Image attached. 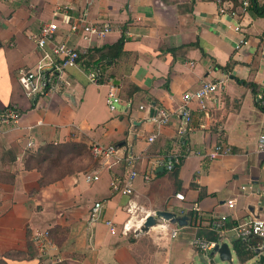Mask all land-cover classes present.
<instances>
[{"label": "crops", "instance_id": "1", "mask_svg": "<svg viewBox=\"0 0 264 264\" xmlns=\"http://www.w3.org/2000/svg\"><path fill=\"white\" fill-rule=\"evenodd\" d=\"M57 8L67 12L71 23L83 17L95 25L108 20L114 30L89 45L54 15ZM234 8L240 13L236 4ZM56 18L57 39H67L82 50L81 56L121 38L122 52L102 69L100 84L87 81L89 68L79 60L65 72L64 91L32 101L20 86V71L39 58L31 35ZM263 32L264 14L249 7L231 16L219 13L212 1L0 0V109L14 106L21 113L15 125L0 128V154L15 157L10 166L14 182L0 183V257L10 251L26 254L31 243L34 258L8 263L48 264L31 239L47 229L61 264H191L192 255L207 261L210 252L201 254L192 246L193 238L205 240L199 234L207 232H218L232 259L233 228L250 214L264 212V106L256 102L264 97ZM228 64L229 71L217 68ZM215 80H224L223 87L205 101L203 110L194 100L188 103L191 121L180 135L182 96ZM110 90L120 99L112 111L106 104ZM158 108L169 113L165 125L150 120L151 109L154 114ZM151 135L156 137L150 143ZM69 142L89 149L112 145L117 154L93 157L94 168L39 187V174L23 167L24 155L44 144ZM218 143L231 152L208 159ZM186 151L174 172L157 161ZM128 157L134 159L132 165ZM130 168L138 173L133 193H111L110 181ZM86 174L98 179L87 182ZM177 193L183 201L175 198ZM95 202L102 203L100 219L89 225ZM191 205L199 209L196 226L188 216ZM157 210L186 215L189 223L177 226L173 239L155 226L140 231V219ZM105 221L113 223L115 234ZM127 221L137 229L132 236L119 233Z\"/></svg>", "mask_w": 264, "mask_h": 264}, {"label": "built area", "instance_id": "2", "mask_svg": "<svg viewBox=\"0 0 264 264\" xmlns=\"http://www.w3.org/2000/svg\"><path fill=\"white\" fill-rule=\"evenodd\" d=\"M212 1L217 5L219 13H229L231 16H237L245 13V11L251 7L250 0H203ZM264 3V0H256ZM234 4L239 8L240 13L234 8ZM55 16L60 17V21L69 24L68 31L76 33L79 38L85 43L91 45L96 40H105L106 37L113 32L114 25L111 21L103 20L99 24H93L86 21L85 17L78 19L75 22L70 21V16L64 9L57 8L54 12ZM238 29V28H237ZM59 31L58 18L42 24L38 31L31 35V39L34 42L39 58L34 66L31 68L20 71L19 83L24 94L31 99L36 101L42 97H51L59 92H62L67 87L65 80V72L68 68L76 67L78 59L82 53V50L77 47H72L68 44L67 39H57ZM86 49H83V52ZM87 81L91 84L98 85L101 83L103 73L101 67H93L86 73ZM224 80L215 81H203L198 89L193 93H186L182 96V105L179 108V114L181 116V126L179 128V134L183 135L191 121L190 109L188 103L192 100L196 101L200 109H205V101L211 99L213 95L223 87ZM113 89V87H112ZM120 102L119 97L110 90L106 99V104L109 110H114L117 103ZM257 104L264 106V98L258 96ZM143 109V107H140ZM20 111L14 107H5L0 109V128L3 126L15 125L20 117ZM150 120L158 126L165 125L169 121V113L163 109H155L154 114L150 117ZM155 135H151L148 141L151 143L155 139ZM260 142L264 144V135L260 137ZM190 151H186L184 155H170L165 159L158 158L157 161L160 165L168 172L174 170L175 165L179 162V159L185 156ZM230 148L223 145L222 143L215 144L213 148L208 152V159H215L220 156L229 154ZM92 157H115L117 149L112 146H100L94 144L90 148ZM197 153V152H196ZM128 164L132 165L134 159L132 157L127 158ZM138 173L133 168H130L123 176L114 177L109 184L111 193L129 196L133 193V183ZM98 179L97 174H86L85 180L87 182H93ZM143 180L148 182L150 176L145 174ZM175 198L179 201H183L184 197L182 194H175ZM234 205L233 200L227 201V207L232 208ZM102 209L101 202H95L90 208L88 214V224L93 225L100 219ZM189 212H198L199 209L195 205H191L188 209ZM184 213L185 211H181ZM148 215V214H147ZM146 215V216H147ZM140 219L141 225L144 221ZM225 217L220 218V223H223ZM111 234L116 233V229L113 227L111 221H105ZM140 225V226H141ZM155 227L161 232H165L167 237L170 239L176 238L178 235L179 228L176 225H171L168 222L161 221ZM136 228L127 221L121 227L120 234L127 236L130 232L136 233ZM236 239L244 242L250 237L259 239V244L256 249H261L264 253V212L260 214H250L242 224L237 225L233 228ZM32 244L36 247L38 257L47 260L48 264H61L62 258L53 252L55 250V244L51 238L49 230L36 231L32 235ZM219 243L208 242L203 239L193 238L192 246L195 247L201 254H208L216 245ZM252 249V248H251Z\"/></svg>", "mask_w": 264, "mask_h": 264}, {"label": "trees", "instance_id": "3", "mask_svg": "<svg viewBox=\"0 0 264 264\" xmlns=\"http://www.w3.org/2000/svg\"><path fill=\"white\" fill-rule=\"evenodd\" d=\"M250 3L252 5L251 8L254 9L257 14H264V3H257L256 0H250ZM262 38H264V32ZM123 42L124 39L121 38L114 44L105 45L101 48L89 49L84 55H80L78 60H83L82 62L86 66L85 68L91 69L98 66L103 69L108 61H112L121 54ZM192 46H197V44L195 43ZM217 68L222 71H229L231 65L228 64L224 67ZM0 161L3 168L0 170V183L12 184L15 179V173L11 172L10 166L13 165L15 157L10 156V153L5 151L0 154ZM182 161V158H180L172 172L180 166ZM22 162L25 170H35L39 174V187L48 186L68 175L86 172L87 170L94 168L96 165V161L90 154L89 147L83 143L76 142L44 144L38 147L35 151L26 153ZM188 216L190 217V224L196 226L199 220L196 212H189ZM216 226H218V224ZM223 227L224 225L218 227V229L215 227V230L219 231L220 228L222 230ZM199 235L204 236L205 241L208 242L220 243L221 241L218 232H207L206 234L203 233ZM258 244L259 239L254 237H250L244 242L238 239L234 240L232 248L238 262L244 264L251 260L255 256L254 251ZM35 254L33 246L31 243H28V252L26 254L17 251H10L0 257V264H9V260H31L34 258ZM209 264H214L212 259L209 260Z\"/></svg>", "mask_w": 264, "mask_h": 264}, {"label": "water", "instance_id": "4", "mask_svg": "<svg viewBox=\"0 0 264 264\" xmlns=\"http://www.w3.org/2000/svg\"><path fill=\"white\" fill-rule=\"evenodd\" d=\"M153 115V109L150 111V117ZM162 170V168H161ZM160 221L168 222L171 225H176L178 227H185L189 223V217L186 215H179L174 212L157 210L151 214H148L140 227V231L146 232L150 228L156 226ZM261 249H256L254 251L255 256L252 258L254 264H264V253L261 252ZM209 256L211 258L218 257L222 262H231V252L226 243H219L214 247ZM200 263L206 264V259L202 256H198Z\"/></svg>", "mask_w": 264, "mask_h": 264}, {"label": "rangeland", "instance_id": "5", "mask_svg": "<svg viewBox=\"0 0 264 264\" xmlns=\"http://www.w3.org/2000/svg\"><path fill=\"white\" fill-rule=\"evenodd\" d=\"M74 165H75V163H74ZM161 222V221H160ZM159 222V223H160ZM120 233V232H119ZM133 234L130 232L127 236H132ZM192 262H191V264H202V263H200V261H199V258H198V255H192ZM207 259H209L210 260V258H209V256H207ZM209 260H207V263L206 264H209ZM212 261H213V263L214 264H240L239 262H238V260H237V258H236V255H235V253H232V259H231V262H222V261H220L219 259H218V257H214V258H212ZM244 264H254V261L253 260H249V261H247V262H245Z\"/></svg>", "mask_w": 264, "mask_h": 264}]
</instances>
